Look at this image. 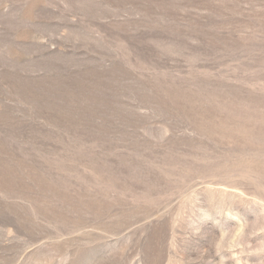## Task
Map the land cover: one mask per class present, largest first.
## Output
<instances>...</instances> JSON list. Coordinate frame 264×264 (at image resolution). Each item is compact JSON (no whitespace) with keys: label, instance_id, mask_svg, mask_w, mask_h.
<instances>
[{"label":"rangeland","instance_id":"1","mask_svg":"<svg viewBox=\"0 0 264 264\" xmlns=\"http://www.w3.org/2000/svg\"><path fill=\"white\" fill-rule=\"evenodd\" d=\"M0 264H264V0H0Z\"/></svg>","mask_w":264,"mask_h":264}]
</instances>
